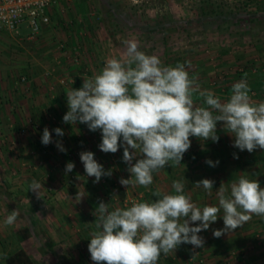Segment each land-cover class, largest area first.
<instances>
[{
  "label": "crops",
  "instance_id": "crops-1",
  "mask_svg": "<svg viewBox=\"0 0 264 264\" xmlns=\"http://www.w3.org/2000/svg\"><path fill=\"white\" fill-rule=\"evenodd\" d=\"M200 1L139 0V3L134 4L130 0H124L123 6L124 10L137 8L144 10L145 8L147 12L151 8L159 15L155 23L162 22L163 25L165 18L177 22L191 21ZM224 2L227 7L231 8L248 5L251 8L264 10V0H224ZM92 4H86L83 0H58L50 9L52 27L50 28L49 24L41 30L36 37H41L39 40H42L38 46L42 50L51 48L56 42L55 40L62 36L59 39L61 42L58 41L59 44H64L71 53V59H69L70 56L67 59L66 55L60 52L62 65L61 67L57 66L55 72L54 69L51 71L40 68L34 70L25 54L30 55L32 52H28L26 49H23L22 52V55L23 53L25 55L21 56L24 60H20L19 55H16L14 61L8 62V58H6L8 55L5 53L8 49L2 44H7V41L11 40L18 44L22 41L32 42L34 39L28 40L20 34L15 36L0 32V174L2 175V171L5 169L9 170L8 164L11 167L9 172L13 176H8L5 173L6 177L4 175L2 178L0 177V243L5 246L0 247V255L5 249L7 250L6 254L10 253L12 247L10 240H14L16 234L17 238L24 236L23 234L21 236L19 231L27 230L26 232L30 235L27 242L30 243L31 240L32 244L39 243V247L44 248L46 257L50 259L47 260V264H68L67 256L73 251L75 260L77 258L91 260L90 254L86 255L85 251L88 249L91 239L90 233L96 230L95 216L92 213L100 201L109 203L110 211L116 208H125L123 202L134 195L140 197V202H152L160 198L155 195L157 192L172 194L174 190L171 186L175 180L184 182L185 193L191 195L192 201L201 207L218 205L217 189L221 183L230 191L231 183L237 181L241 175H245L249 179H258L261 187H264V150L257 149L249 153L247 150L240 151L233 147V137L221 130L222 122L217 124V134L220 137L218 142L201 141L191 137V147L184 154L181 164L174 165L170 162L171 166L161 169L158 173H153V183L150 186L137 185L134 188L129 187L127 190L120 184L121 178L127 179L130 176L127 171L128 165L122 159L123 148H120L115 154L104 153L98 147L101 143L99 130L91 132L85 124L64 123L63 116L68 111L66 93L70 88L60 86L57 94L50 86V84H59L62 79L73 78L75 83L70 87L80 88L83 79L92 78L100 73L107 59L121 57L123 49L117 42L114 45L111 43V46L110 43L103 42L105 46L101 52L100 50L95 52L88 43H80L84 39L98 41L97 39L100 38L99 25H95L94 18H90L93 15L90 13L92 10L102 16L101 23L102 26L105 24L107 41L111 42V39L113 40L115 37V32H110V29L113 31L114 27L112 28L110 25L108 17L113 20L114 9H120L119 0H106L105 2L93 0ZM104 8L108 9V13L104 11ZM64 10H68L74 17H69ZM127 13V11L124 12V21L126 18L130 19ZM162 15L166 17L163 18ZM185 16L187 17L185 18ZM53 21L58 23L54 30ZM90 21L93 23L92 25H89ZM258 24L264 27V18L253 21L252 29L256 30ZM140 27H143L142 31L141 29L137 31V27L133 33L127 30L129 32L127 39L133 38L137 32L140 40L149 38L148 32L145 31L147 24ZM161 31L163 35V30ZM168 32L164 31L163 36L168 40L173 39L174 28L171 27ZM260 32L263 33L264 29ZM121 34L125 35L126 33L123 30L117 36ZM176 34L179 35L178 30ZM192 35L188 30L184 32V36L188 40L193 38ZM163 36H161V42L164 40ZM169 36L171 37L168 38ZM119 38H116L117 41ZM175 38L179 39L176 36ZM59 44L57 43V50ZM188 45L187 51L179 49L164 52L162 45L161 50L151 46V52L147 47L143 49L140 46L139 48L140 51L148 53L147 55H153L160 51L154 55L160 58L162 66L175 67L180 63L185 64L189 76L196 79L201 90H211L222 100H226L230 96L232 85L241 80L236 77L238 75L234 72L235 68H245L242 79H246L251 89V99L257 103L264 102V54H258L257 50L248 44L233 47L229 43H220L218 46H211L203 50L197 49V45L195 47ZM7 46L10 48L9 44ZM17 49L14 47V50L17 51ZM76 51L80 52L77 63L73 61ZM255 67H258L260 71L257 74L251 71ZM40 75L44 81L48 82L47 86L43 84V80L38 78ZM43 88L46 91H43ZM194 101L203 105V99L198 98V94L194 95ZM42 107L49 109V113H41ZM45 121L50 123L47 124V128L52 136V147L48 151H44L43 144L38 137L44 130V127L43 130L39 128V124ZM22 127L27 128L26 135L19 134L18 130ZM57 127L63 130V136H57L54 131ZM57 143L62 144L65 151H60ZM82 151L93 152L97 162L103 165L105 171L111 170L112 175L110 177L103 176L98 183L94 182L95 177H87L79 157ZM74 153H77L78 156L69 157ZM234 154L238 156V159L234 158ZM207 160H211L213 163L219 161V163L212 167L206 163ZM68 162H73L75 167L72 172L66 173L65 168ZM55 171L60 177L58 182L53 178ZM205 178L215 181L211 195L205 192L202 187L197 188L194 185L195 182ZM33 181L42 185L39 197L35 192L29 190ZM44 187L46 190L50 188L51 192H47ZM77 193H79V197H76ZM80 198L82 199L78 202ZM46 202H52L60 210L51 212L47 210L50 215H56V219L53 221V225H45L42 231L44 237L41 239V235H38L39 237L35 235L36 224L32 227L27 218L30 216L35 220L36 203H42V206H45ZM13 210H16L19 215L13 225H6L4 221ZM220 215H223L222 210ZM20 217L28 222L23 229L19 224ZM198 223L196 222V224ZM196 224L191 226H196ZM222 228H224L223 219L218 218L208 230L198 234L204 238L203 248L182 244L177 247L175 252H170L167 255L161 254L158 264H264V240L262 241L264 217L253 215L251 220L233 232L225 233L219 238L214 237L213 230ZM259 235L263 237L258 238ZM24 241L25 239L20 241L19 248L27 250L23 245ZM27 252L35 260V254H30L28 250ZM53 252L60 260H55ZM2 261L0 260V264ZM91 263L94 264L92 260Z\"/></svg>",
  "mask_w": 264,
  "mask_h": 264
},
{
  "label": "clouds",
  "instance_id": "clouds-1",
  "mask_svg": "<svg viewBox=\"0 0 264 264\" xmlns=\"http://www.w3.org/2000/svg\"><path fill=\"white\" fill-rule=\"evenodd\" d=\"M122 45L119 59H107L99 74L83 79L80 88L67 91L68 111L63 122L85 124L91 132L99 130L98 147L104 153L115 154L123 148L122 159L130 176L119 182L127 190L137 185L148 187L153 183V173L171 164L180 165L191 147V137L218 142V122H222L221 130L233 137V147L249 153L264 150V102L251 99L246 79L234 83L230 96L222 100L211 90H201L185 64L162 66L157 55L140 51L134 39H124ZM196 94L203 105L194 101ZM54 131L57 136L64 135L59 127ZM41 142H52L47 127ZM57 147L65 151L62 144L57 143ZM79 157L86 176L95 177L94 182L112 175L93 152L82 151ZM234 158L238 156L234 154ZM206 163L215 167L219 161ZM74 167L68 162L65 172H72ZM214 184L205 178L194 185L211 195ZM41 187L33 181L29 190L39 197ZM171 187L172 194L157 192L160 198L152 202H136L112 211L109 203L100 201L92 213L96 230L90 233L88 244L94 264H158L161 254L175 252L182 244L203 248L204 238L198 234L218 218L223 219L224 228L213 230L216 238L238 229L253 215L264 217V187L258 179L241 175L231 183L230 191L221 183L218 205L203 207L185 193L182 180L173 181ZM18 215L13 210L4 223L13 225Z\"/></svg>",
  "mask_w": 264,
  "mask_h": 264
},
{
  "label": "rangeland",
  "instance_id": "rangeland-1",
  "mask_svg": "<svg viewBox=\"0 0 264 264\" xmlns=\"http://www.w3.org/2000/svg\"><path fill=\"white\" fill-rule=\"evenodd\" d=\"M83 1L86 4L93 5L92 4L93 0H83ZM123 2H124V0H119V4L118 5L120 6V9H114L113 20L109 19L110 17H108V21H110L109 22L110 25L112 26V28L114 27L113 31H112V29H110V32H115V37H113V40L111 39V42L107 41L108 40L107 39V34L105 35V33L107 31L105 32V28H106L105 24H104V26H102V23H101L102 16H101V14L93 12V10H92V12H90V13L91 14L93 13V15L90 18H94V24L97 25V26L99 25V30H100L99 31V33H100L99 36H100V38L97 39L98 41H93L91 39L88 41L87 39H84L83 41H80V43H84V44L88 43L95 52L98 51V50H100V52H101V50L105 46V44L103 42H105L106 44L110 43V46H111L112 42H113V45L117 42L119 47L123 49L122 40L127 39V36L129 35L128 31H132V33H133V31H136L135 27H137V31H138V30L143 28V27H140V26H143L144 24H147V27H149V26L154 27V26L158 25V22L155 23V20L158 19L159 15H157L155 12H153V10L151 8H149V12H147L145 10V8H144V10H142L140 8L139 9L137 8V9H131V10L130 9L124 10L125 7L123 6ZM229 8H231V7L229 6ZM104 9H105L104 11H106L108 13V9H106V8H104ZM68 10L67 11L64 10V12L66 14H68L69 17H71V16L74 17V15L72 13L68 12ZM139 10H140V12H139ZM125 11L128 12L127 15L130 16V19L126 18L127 20L125 19V21H124L123 17L125 16L124 15ZM180 16H182V15H180ZM162 17L165 18L166 16L162 15ZM186 17L187 16H185V18ZM61 20L63 21V18H61ZM62 21L59 20V22L63 24ZM51 22L52 21H50V28L52 27L51 26ZM57 22H58V20H57ZM260 22H263V21H260ZM53 24H55V26H53V30H54L58 26L57 25L58 23L56 24L53 21ZM92 24L93 23H91V21H90L89 25H92ZM256 26H257L256 30L262 31L264 29V27L263 26L261 27V25H259V24L256 25ZM120 28H122L124 30V32L126 33L125 35L121 34V35L117 36V34H120L123 31ZM130 28H132V29H130ZM184 28H185V30H180L179 35L176 34V31L174 30V35L172 36L174 38L167 41V51H170V50L171 51L172 50L176 51V50H179V49H182L183 51H187L188 50L187 48L189 47L188 44H190L191 47H195L197 45V47H198L197 49H202L203 50V49L211 47V46L212 47L218 46V45H220V43H223L225 41L228 42V41L231 40V39H227L228 38V32L225 31L223 34H221L220 32H218L217 28H214V27H206V26H202V25L190 24V25H188V26H186ZM169 29H171V27ZM169 29L166 30V31L168 32ZM18 30H19L20 36H22L23 38H26L29 35V33H30V31L26 28V25H22L21 28L18 29ZM187 30L189 31V33L193 34L192 35V37H193L192 39L188 40L187 38H185L184 32L187 31ZM230 30H231L230 32H233L235 30L237 32L238 31L239 32H241V31L244 32L246 30V27H244V26H242V27L235 26V27H232ZM200 31H202L204 33L199 34L198 32H200ZM154 33H155L154 35H151V36L149 35V38H145V39L143 38L142 40H140L139 39V34L137 32L134 35V37L131 38V39H134V40L138 41L139 47L141 46L140 48H143V49L145 47L149 48L148 49L149 52L152 51L151 46L153 48H160V50H161V41L160 40H161V36L164 35V31H163V35H162V31L161 30L160 31H156ZM168 33H169V35H171L170 32H168ZM104 36H106V37H104ZM175 36L178 37L179 39H176ZM61 37L62 36H59L55 40L56 42L51 46V48H48V49L43 48V50H42V48L40 46H38L40 43H42V40L41 41L39 40L41 37L34 39L32 42L22 41V42H19V44L16 43L15 41H12V40L11 41H7L8 42L7 44L10 45V48H8L7 44H5V43L2 44V45L5 46L8 49L5 52L6 55H8V56H6V58H8V62L14 61V58H16L15 57L16 55H19V59L20 60H24V59L21 58V56H24L26 54V56L30 60L29 64L32 66V68L34 70L40 68L42 70L46 69V70H50L51 71V69H54V72H55L57 70V66L61 67V65H62L61 64L62 61L60 62V59H61L60 55L61 54H60L59 50H57V43L59 44L58 41H60L59 39ZM117 37H120L118 39L119 41H117V39H116ZM170 37L171 36H169L168 38H170ZM229 43L231 44L232 42L230 41ZM224 44H227V43H224ZM14 47L18 48L17 51L14 50ZM253 47H254V49L257 50L258 54H260V55L264 54V42H256ZM11 48H13V49H11ZM140 48H139V50H140ZM23 49H26L28 52H32V54L29 55L27 53H25V54L23 53V55H22ZM106 49H107V47H106ZM47 50H49V51L47 53H45ZM159 52L160 51H158L157 53H159ZM157 53H154V54H157ZM59 63H60V65H59ZM41 74H42V72H41ZM38 78L41 81L43 80L42 82H44L43 84L45 86L48 85V82L44 81V79H43V77L41 75L38 76ZM50 83H52V82L50 81ZM50 86H52L54 88V92L55 93H57V94L59 93L58 91H59V88H61V87H60V85L58 83L57 84H50ZM68 88L71 89L72 87L69 86ZM43 91H46V89L43 88ZM42 94H43V92H42ZM40 111H41V113H44V112L49 113V109L44 108V107H42ZM47 124L49 125L50 123L47 122V121H45L44 123L40 122L39 128H41L43 130V127L44 128L47 127ZM38 137L41 140L42 133H40V135ZM7 167H9V170L7 171L5 169V171H2V173H3L2 175H4L6 173L8 176H12V173L9 172L11 170V167L8 164H7ZM54 173H55V175L53 176V178H55L57 180V182H58V180L60 178L59 174L57 173V171H55ZM2 175L0 174L1 178H2ZM75 177L76 176L74 175V178ZM51 178H52V175H51ZM45 190H46V188H45ZM42 194H44V193H42ZM48 196H50V195L48 194ZM42 199L44 200V198H42ZM48 199H50V198H48ZM50 203L46 202L45 203L46 207L42 206V203H40V204L36 203V205H35L37 207V210L35 211L36 230H37V232H36L35 235L36 236H38V235L40 236L41 235L42 236L41 239H43V237H44V234L42 233V231H43V228H45V225H47V226H50L51 224L53 225V221L56 219V215L55 216L53 214L50 215L49 213L52 210H56V211L60 210V208L55 206V204H53L52 202H50ZM47 210H50V212H48ZM27 223L28 222L24 218H21V217L19 218V224L21 225L22 229L27 225ZM19 234L20 235L23 234L25 236V241H24V244H23V245H25V248L30 252V254H35L34 255L35 256V260L34 261L37 262V263H40V264H47V260H50V259H48L46 257L45 252H44V248L39 247V243L32 244L31 240L29 241L30 243H28L27 240L30 237V235H28V233H26L24 231H19ZM73 236H75V235H73ZM75 241H76V239H75ZM85 242H87V241H85ZM2 244L3 243H0V247L1 246H2L1 248L5 247ZM10 244L12 246L10 252L18 249L20 247V245H21L20 241L17 238V236L15 237L14 240H12V239L10 240ZM6 251L7 250L5 249L2 252L6 253ZM85 254L86 255L90 254L88 252V249H86ZM74 255H75L74 251L70 252L68 254V256H67L68 264H80V263L81 264H92L91 260H82V259L79 260L78 258H77V260H75V256Z\"/></svg>",
  "mask_w": 264,
  "mask_h": 264
},
{
  "label": "trees",
  "instance_id": "trees-1",
  "mask_svg": "<svg viewBox=\"0 0 264 264\" xmlns=\"http://www.w3.org/2000/svg\"><path fill=\"white\" fill-rule=\"evenodd\" d=\"M105 2L106 0H101ZM264 18V10H258L256 8L248 7V5H242L240 7L229 8L225 4L224 0H201L199 2L198 7L195 9L194 17L188 21H172L168 18H165V23L162 25L158 23L157 26L154 27H146L145 31L148 34L154 35L156 31H166L170 27H173L175 31L185 30L184 27L190 25L191 23L206 26V27H214L217 28L218 32L223 34L225 31L228 32V38L231 39L230 41H225L223 43H229L231 46H242L244 44L254 46L256 42H264V32H260L258 30L252 29V22ZM190 21V22H189ZM239 26V27H246V30L243 32H237L236 30L230 32L232 27ZM143 28L141 29V31ZM226 34V33H225ZM224 34V35H225ZM164 37L162 40L161 45L164 52L167 51V41L168 39ZM113 43V42H112ZM245 68H243L244 70ZM238 78H244L243 76L239 75L236 76ZM238 82V81H237ZM27 221L29 224L34 227L36 224V219L34 220L32 217H28ZM25 230L24 232H26ZM27 233V232H26ZM17 234L15 235V237ZM22 236V235H21ZM19 241H23L25 236L19 237ZM52 250L53 248H49ZM3 251V250H2ZM53 257L55 260H60L57 255ZM57 257V258H56ZM0 260H3L1 264H40L33 260L32 257L29 256L27 250L23 249L22 247L16 249L10 253L2 252L0 255ZM58 264V263H57Z\"/></svg>",
  "mask_w": 264,
  "mask_h": 264
},
{
  "label": "built area",
  "instance_id": "built-area-1",
  "mask_svg": "<svg viewBox=\"0 0 264 264\" xmlns=\"http://www.w3.org/2000/svg\"><path fill=\"white\" fill-rule=\"evenodd\" d=\"M58 0H0V32H6L12 35H19V30L22 25H26V28L30 31L29 35L26 37L28 40L35 39L41 32V30L50 24V9L56 4ZM132 3L133 0H130ZM137 4V3H134ZM20 27V28H19ZM59 52L66 55L67 59H71V53L68 51L67 47L64 44H60L58 46ZM79 51H76L75 57L73 59L74 62L80 58ZM252 73H259V68H252ZM236 74L243 76L244 70L242 67H236ZM264 72V69H263ZM75 80L73 78L70 79H62L59 81V85L62 87H69L74 85ZM254 95L253 92H251ZM19 134L26 135L27 128H20ZM52 147V143L48 145L43 144L44 151L50 150ZM74 155V156H73ZM77 153L70 154L69 157H77ZM50 188H47V192H51ZM140 202V197L138 195H134L129 198L125 202H123V206L125 208L131 206L133 203ZM264 230V229H263ZM264 235V232H263ZM261 238L263 236H257ZM264 237L262 238V241Z\"/></svg>",
  "mask_w": 264,
  "mask_h": 264
}]
</instances>
